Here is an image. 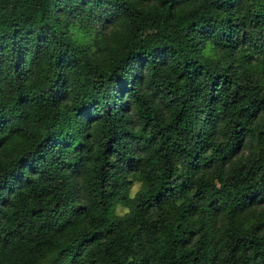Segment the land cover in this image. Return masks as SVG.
Wrapping results in <instances>:
<instances>
[{"label":"trees","instance_id":"trees-1","mask_svg":"<svg viewBox=\"0 0 264 264\" xmlns=\"http://www.w3.org/2000/svg\"><path fill=\"white\" fill-rule=\"evenodd\" d=\"M0 264H264V0H0Z\"/></svg>","mask_w":264,"mask_h":264},{"label":"rangeland","instance_id":"rangeland-1","mask_svg":"<svg viewBox=\"0 0 264 264\" xmlns=\"http://www.w3.org/2000/svg\"><path fill=\"white\" fill-rule=\"evenodd\" d=\"M137 188H138V184L136 183V184H134L133 185V187H132V189H131V195H133L134 194V192L137 190ZM125 211H127V208H123V207H118V209H117V212L119 213V214H122V213H124Z\"/></svg>","mask_w":264,"mask_h":264}]
</instances>
